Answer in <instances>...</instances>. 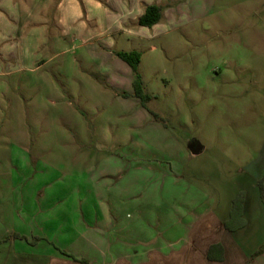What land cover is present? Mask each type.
I'll use <instances>...</instances> for the list:
<instances>
[{
	"label": "rangeland",
	"instance_id": "374dc122",
	"mask_svg": "<svg viewBox=\"0 0 264 264\" xmlns=\"http://www.w3.org/2000/svg\"><path fill=\"white\" fill-rule=\"evenodd\" d=\"M60 1L10 0L0 8V212L13 193L87 190L90 164L130 154L131 141L139 158L169 168L175 182L161 197L151 200L145 188L137 199L151 214L146 239L163 238L167 201L186 222L208 209L227 218L241 192L261 205L264 0H163L173 10L164 28L125 25L133 36L114 33L111 48L106 40L86 43L93 24L84 19V0L83 36L57 37ZM92 1L113 15L108 21L92 8L113 28L121 10ZM134 48L147 107L135 96V77L112 82L127 65L118 50ZM152 185L159 195L161 180ZM65 199L64 207L80 201Z\"/></svg>",
	"mask_w": 264,
	"mask_h": 264
},
{
	"label": "crops",
	"instance_id": "0c3cea01",
	"mask_svg": "<svg viewBox=\"0 0 264 264\" xmlns=\"http://www.w3.org/2000/svg\"><path fill=\"white\" fill-rule=\"evenodd\" d=\"M9 1L0 0V8ZM111 1L121 10L113 28L92 12L95 8L110 21L113 15L101 4L84 0V17L78 0H61L54 18L57 37L70 38L73 42L83 36L86 24L81 20L84 17L93 24L86 43L94 40L101 44L106 40L107 47L111 48L114 33L133 36V29L124 28L125 25L146 28L138 24L145 7L167 5L163 0ZM169 1L174 4L177 0ZM168 8L165 10L167 23L173 13L172 8ZM73 24L79 26L75 36L69 30ZM162 26L158 24L151 29L164 28ZM133 51L135 48L130 52ZM127 65H123L122 76L112 79L114 85L120 87L133 82L134 74ZM136 146L131 141L124 147L125 152L131 150L130 154L90 164V179L85 191L63 193L34 189L13 193L10 197L14 200L7 201L5 210L0 212V264H80L62 252L89 264H246L249 257L264 245V206L261 198L257 200L261 205L255 199L250 201L246 192L243 207L246 226L243 229L228 232L224 222L229 219L230 212L227 218H220L210 209L193 214L186 222V218H176L172 214L174 211H169L167 201L164 208L170 214L161 222L166 224L163 238L146 239L150 236L146 234L143 221L150 223L151 214L146 213L137 199L145 188L151 200L161 197V194L170 192L164 190L167 183L171 184L168 187H174L175 182L169 168L148 164L150 159L139 158L135 153ZM159 180L162 185L158 195V187L152 183ZM70 194L80 201H75L71 208L64 207L65 198ZM194 203L205 205L200 199ZM148 207L154 211L149 201ZM213 245L223 247V261L208 259V251ZM250 264H264V254Z\"/></svg>",
	"mask_w": 264,
	"mask_h": 264
},
{
	"label": "trees",
	"instance_id": "16d2710c",
	"mask_svg": "<svg viewBox=\"0 0 264 264\" xmlns=\"http://www.w3.org/2000/svg\"><path fill=\"white\" fill-rule=\"evenodd\" d=\"M169 7V4L167 5H151L145 7V11L143 16L139 19L138 24L139 26L146 27V28H153L154 26L160 24L164 21L165 18V10ZM117 57L121 59L123 62L128 64L130 68L132 69L134 73L135 80L133 82L134 92L135 96L140 98L142 100V104L144 107H147V102L150 100L149 97L145 94L144 86L142 82L141 75L139 73V66L141 64L142 55L139 52L133 51V52H118ZM152 115L154 116V119H158L159 115L154 113L153 111ZM258 190L260 192V198L262 201V204L264 206V180H260L257 183ZM245 202V193L241 192L238 194V196L233 200L232 202V210L230 212V217L227 221L224 222V228L230 232H236L240 229H243L246 226V222L243 219V207ZM19 237V236H15ZM37 240V239H36ZM264 254V246L259 248L255 253H253L246 264H250L255 258L258 256ZM62 255L70 258L75 263L80 264H89L85 260H78L75 257L68 255L65 252H62ZM208 259L213 260L216 259L218 261H223L224 259V249L221 245H213L210 247L208 251Z\"/></svg>",
	"mask_w": 264,
	"mask_h": 264
}]
</instances>
